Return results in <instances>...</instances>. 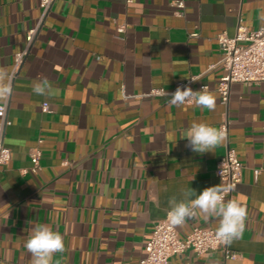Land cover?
<instances>
[{
	"label": "crops",
	"instance_id": "1",
	"mask_svg": "<svg viewBox=\"0 0 264 264\" xmlns=\"http://www.w3.org/2000/svg\"><path fill=\"white\" fill-rule=\"evenodd\" d=\"M185 2L180 10L171 0H55L12 83L5 130L12 160L0 166V264H30L24 243L36 224L63 236L65 250L51 264H139L172 196L222 184L226 139L214 152H192L183 136L193 121L218 129L228 123L243 164L236 200L247 217L229 245L239 257L188 249L170 264H264V82L234 83L227 104L216 91L224 75L218 36H234L240 24L258 30L264 0ZM40 15L39 0H0V67L12 73ZM199 74L195 87H211L214 111L150 95ZM45 77L52 98L33 92ZM36 147L40 169L24 173ZM218 223L197 210L178 232Z\"/></svg>",
	"mask_w": 264,
	"mask_h": 264
},
{
	"label": "built area",
	"instance_id": "2",
	"mask_svg": "<svg viewBox=\"0 0 264 264\" xmlns=\"http://www.w3.org/2000/svg\"><path fill=\"white\" fill-rule=\"evenodd\" d=\"M132 3L134 0H126ZM55 0H39L41 15L35 27L27 32L26 42L23 50L15 56L14 69L11 73L13 83L21 65L28 55L33 41L44 24L45 18L50 12ZM171 4L180 10L186 6L185 0H171ZM125 25L119 26V32H124ZM221 57L218 65L224 70V75L220 78L216 91L219 93L223 103L227 104L230 99L231 87L234 83L258 84L264 82V24L258 30H250L240 24L234 36L222 33L218 36ZM201 74L192 75L189 78L177 81L173 88L168 91L164 87H154L150 91L152 96H166L167 93H174L177 87H191L199 90L208 84H200L197 88L195 84L200 80ZM192 80H195L194 82ZM10 98L0 103V166L8 165L12 160V150L5 143V130L11 125L8 117ZM187 105L194 104L188 102ZM43 111H50L49 102L43 103ZM220 128L226 132V153L222 157L217 169V176L224 186H231V190L226 194L225 200H236V191L243 177V164L239 159L236 148L228 141L229 126L223 123ZM43 151L36 147L31 152L32 166L24 169L27 173L37 172L40 169V160ZM215 229L212 227H195L187 236L181 237L178 227L173 226L167 216L158 220L151 238L145 244V255L139 264H170V260L175 255H182L186 250L193 249L198 254H205L222 250L226 258L239 257L238 252L233 251L229 245L222 244L215 236ZM72 264V263H71Z\"/></svg>",
	"mask_w": 264,
	"mask_h": 264
},
{
	"label": "clouds",
	"instance_id": "3",
	"mask_svg": "<svg viewBox=\"0 0 264 264\" xmlns=\"http://www.w3.org/2000/svg\"><path fill=\"white\" fill-rule=\"evenodd\" d=\"M11 80L10 71L0 67V102L8 100L13 93ZM33 92L47 98L55 95V89L46 77L34 85ZM167 95L171 97L169 102L177 107L194 102L196 107L209 111L216 108V98L206 86L199 90L178 86L174 93ZM183 138L188 141L185 147L194 153L204 154L214 152V149L225 141L226 132L223 128L218 129L207 122L193 121ZM230 190L231 186L222 184L204 188L199 194L193 188L181 189L180 199L172 196L168 201L167 219L173 226L182 227L186 220L197 215V210L206 218L218 217L215 236L222 244L231 245L244 231L247 209L237 200H225ZM24 247L31 255L30 264H51L54 254L65 250L63 236L46 224L34 225Z\"/></svg>",
	"mask_w": 264,
	"mask_h": 264
}]
</instances>
